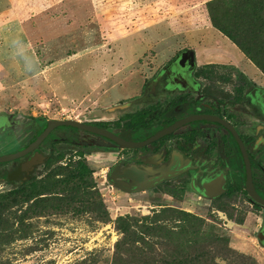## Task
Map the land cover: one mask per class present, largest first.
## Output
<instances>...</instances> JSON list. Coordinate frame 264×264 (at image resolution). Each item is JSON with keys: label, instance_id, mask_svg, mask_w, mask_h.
Segmentation results:
<instances>
[{"label": "rangeland", "instance_id": "1", "mask_svg": "<svg viewBox=\"0 0 264 264\" xmlns=\"http://www.w3.org/2000/svg\"><path fill=\"white\" fill-rule=\"evenodd\" d=\"M211 1L0 0V116L12 122L0 132V153L14 152L50 120L112 123L144 106L159 103L164 109L180 93H231L227 83L243 76L264 89V75L255 66L238 68L215 58L211 61L219 64H209L219 65L215 78L195 77V65L191 77L197 84L183 88L173 81L182 77L169 70V62L181 51L204 60L224 50L227 38L212 26ZM245 107L240 132L254 141L264 138L257 128L264 120ZM78 151L92 171V196L75 192L72 181L26 198L22 189L44 184L55 167L72 171L70 160ZM40 152L47 162L25 180L1 175L11 174L26 158L0 166V264H143L147 258L198 252L212 264H264L258 238L264 208L243 193L217 204L194 191L187 177L121 191L110 177L115 148L71 127L55 130ZM54 178L64 181L65 176ZM193 219L208 236L198 251H174L176 243L162 234H140L145 227L170 229ZM128 224L138 235L136 243L116 251L124 238L119 227ZM145 244H154L149 254Z\"/></svg>", "mask_w": 264, "mask_h": 264}, {"label": "flooded vegetation", "instance_id": "2", "mask_svg": "<svg viewBox=\"0 0 264 264\" xmlns=\"http://www.w3.org/2000/svg\"><path fill=\"white\" fill-rule=\"evenodd\" d=\"M169 70L175 71L182 77L173 80L178 81V85L181 87L184 88V86H193L197 84L193 81L191 73L188 70L187 72L185 69L178 70L169 68ZM173 84L175 85L176 83ZM227 84L232 86L231 93L217 95L201 94L197 96L180 93L170 97L164 109H161L160 104L157 103L147 107H141L132 112L124 113L116 120H121L127 114H135L153 107L154 110L151 111V114H156V111L159 110L163 118L160 119L159 122L155 121L151 127L146 129H125V125L121 122L119 128L114 130L115 132H113V130L109 131L126 141L142 142L158 131L189 116L209 115L219 118L231 125L240 137L250 160L254 189L256 193L264 199V150L262 149L264 146V138L259 137L254 141L239 130L241 120H244L240 115L243 113L240 109L244 110L246 108L245 106L251 108L254 114H256L255 117L257 120H264V89L258 87V85L253 82L242 80L236 81L235 84ZM47 122L42 123L33 136L20 148L12 153H0V156L13 154L27 148L46 129ZM11 123L10 118L0 116V132L4 130L3 127L5 125L10 126ZM42 128H44V130L39 134ZM58 128L54 129L35 150L17 159L21 160L26 158V160L20 163L11 174L9 172H3L1 175L2 179L10 180L11 177L15 180H25L37 166L47 162V156L41 154L40 148ZM257 128L258 130H264L263 126H258ZM93 136L98 138V136ZM99 139L110 144L116 150L114 153L116 155L115 168L118 171V177H116L114 184L121 191L131 192L148 189L152 186L161 184L164 180L187 177L190 181V187L202 196L208 197L209 194L216 195L212 200L217 204L221 200L228 201L240 193H243L245 196L249 197V200H251L255 206L264 208L255 203L246 192L245 166L240 147L231 132L218 123L206 120L194 121L151 145L140 149H122L104 138L99 137ZM11 162L2 163L0 166ZM29 162H32L30 169L20 172V168ZM129 168H135L139 171L148 173L146 180L140 183V186L137 185L136 187H132V182L123 177L124 172ZM151 169L153 171H151ZM159 170H165L166 172L164 171V173H161ZM110 177L111 181H113L112 174ZM160 178L164 179L157 184L156 181ZM108 180L110 181L109 178ZM216 181L221 182V185H215L212 190L208 191L206 186ZM218 207L219 205L216 206V208ZM262 220L264 219L262 218ZM258 227L260 229L258 238L261 244L264 245V221L261 224L259 223Z\"/></svg>", "mask_w": 264, "mask_h": 264}, {"label": "trees", "instance_id": "3", "mask_svg": "<svg viewBox=\"0 0 264 264\" xmlns=\"http://www.w3.org/2000/svg\"><path fill=\"white\" fill-rule=\"evenodd\" d=\"M211 23L214 29L222 33L232 44H234L240 52L264 75V0H212L208 3ZM229 17V18H228ZM172 59L171 62H173ZM219 65H204L198 67L195 72V77L212 79L217 76L214 71ZM243 75H241L242 77ZM242 81H246L243 76L240 78ZM149 110H142L135 114H127L121 120L112 123H93L95 126L107 129L115 130L118 129L121 122L125 125V129L142 130L148 127L163 117L161 112L158 110L156 114H151ZM159 112V113H158ZM45 128V127H44ZM42 128L39 134L44 130ZM38 134V135H39ZM73 158H76L75 162H71ZM63 159L61 155L59 160ZM70 167L72 171L63 167H55L50 171V177L44 184L32 185L22 189L26 192L25 196L27 199H34L43 194L50 188L56 187L59 183H66L76 181L75 192L79 190L85 191L86 196H92V189L94 186L88 184V180L92 179V171L84 159V154L81 151L76 152L70 160ZM65 176L64 181H56L54 177ZM91 190V191H90ZM148 220V219H146ZM121 219L117 220V223ZM179 226L172 227L170 229L159 226L145 227L141 229L140 234H150L152 237L162 234L168 243H176L174 251H187L197 250L200 244L207 240L208 236L202 233V229L198 220H179ZM131 224L121 225L119 230L124 235L122 241L116 244V251L122 245L131 247L136 243V237H138L136 231L131 229ZM147 252L153 250L154 244H145ZM133 251H140V257L147 258L148 254L140 250L139 248H133ZM143 264H212V261L207 256L200 252L196 255L184 254L173 256L172 259L164 260H153L146 259Z\"/></svg>", "mask_w": 264, "mask_h": 264}, {"label": "water", "instance_id": "4", "mask_svg": "<svg viewBox=\"0 0 264 264\" xmlns=\"http://www.w3.org/2000/svg\"><path fill=\"white\" fill-rule=\"evenodd\" d=\"M168 68L178 69V70L179 69H182V70L185 69L186 72L188 70L190 73H192L194 68H195L194 52H192L191 50H184V51L180 52L179 55L174 59V61L169 64ZM199 120H206L209 122L218 123V124L224 126L228 131L231 132V134L235 138L236 142L238 143L240 150H241V153H242V156H243V161H244V166H245L246 192L248 193L250 198L255 203L264 207V199H262L256 193V191L254 189V185H253V181H252L250 160L248 158V155L245 151L244 145H243L240 137L238 136L237 132L235 131V129L231 125H229L228 123H226L225 121H223L219 118L209 116V115H194V116L186 117L182 120L175 122L173 125L158 131L157 133H155L154 135L150 136L148 139H146L142 142L126 141V140L118 137L117 135H115L111 131L99 128V127L92 125V124L81 123V122H78L75 120H62V121L61 120H50L47 122L46 129L42 132V134L33 143H31L27 148H25L22 151H19V152L13 153V154H9V155L0 156V164L11 162V161H14V160H17V159H20V158L26 156L27 154H29L30 152L35 150L48 137V135L54 129H56L58 127L75 128L79 131H83V132H86L88 134H92V135L104 138V139L112 142L114 145L118 146L119 148L132 150V149H140V148L147 147V146L151 145L152 143L172 134L173 132H175L179 128H181V127H183V126H185L191 122L199 121ZM31 165H32V162H29L28 164L22 166L20 168V172L30 169ZM163 179L162 178L158 179L156 181V183L158 184ZM215 185L219 186V185H221V182H217V181L212 182L206 186V189L208 191H210V190H212L213 186H215ZM214 196H216V195L209 194L208 198L213 199Z\"/></svg>", "mask_w": 264, "mask_h": 264}, {"label": "crops", "instance_id": "5", "mask_svg": "<svg viewBox=\"0 0 264 264\" xmlns=\"http://www.w3.org/2000/svg\"><path fill=\"white\" fill-rule=\"evenodd\" d=\"M222 45L224 46V50L220 51L221 53L219 55H215V54H210L208 56V58L201 60L200 59V54L197 56L194 54V61H195V65L198 67L204 66V65H209V64H224V63H228L230 62L232 65L238 67V68H243L244 66H254L241 52L240 50L234 45L232 44L228 39H223ZM215 47V46H214ZM213 47V48H214ZM215 49V48H214ZM184 51V50H183ZM230 51L232 52V54L230 53ZM182 52V51H181ZM207 52V51H206ZM233 52H237L236 54L238 55V57H236V59H232V55ZM204 53V52H203ZM231 54V57L228 56ZM208 55V54H207ZM221 55H225V56H221ZM205 57V56H204ZM197 58V59H196ZM219 60V63H216L215 61H211L213 59ZM227 60V61H226ZM249 64V65H248ZM241 65V66H240Z\"/></svg>", "mask_w": 264, "mask_h": 264}, {"label": "bare ground", "instance_id": "6", "mask_svg": "<svg viewBox=\"0 0 264 264\" xmlns=\"http://www.w3.org/2000/svg\"><path fill=\"white\" fill-rule=\"evenodd\" d=\"M178 156V155H177ZM176 157V156H175ZM174 158V157H173ZM179 158V157H178ZM177 159V158H176ZM175 159V160H176ZM181 161V160H179ZM182 163V162H181ZM187 165V164H186ZM184 167V166H183ZM150 170V169H149ZM151 171H153L151 169ZM150 171V172H151ZM161 171V173H164L165 170H159V172ZM158 172V171H157ZM166 172V171H165ZM152 173V172H151ZM155 173H156V170H155ZM112 176H113V179H116V177H118V171L116 170V168H114L112 170ZM148 173L146 172H142V171H139L138 169H135V168H129V169H126V171L124 172L123 174V177L129 179L131 182H132V187H136L137 185H139L140 183H143V181L146 180V176H147ZM141 185V184H140ZM139 185V186H140Z\"/></svg>", "mask_w": 264, "mask_h": 264}]
</instances>
